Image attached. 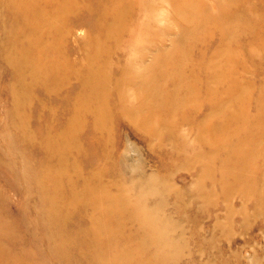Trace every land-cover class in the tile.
<instances>
[{
  "label": "rangeland",
  "instance_id": "1",
  "mask_svg": "<svg viewBox=\"0 0 264 264\" xmlns=\"http://www.w3.org/2000/svg\"><path fill=\"white\" fill-rule=\"evenodd\" d=\"M0 264H264V0H0Z\"/></svg>",
  "mask_w": 264,
  "mask_h": 264
},
{
  "label": "bare ground",
  "instance_id": "2",
  "mask_svg": "<svg viewBox=\"0 0 264 264\" xmlns=\"http://www.w3.org/2000/svg\"><path fill=\"white\" fill-rule=\"evenodd\" d=\"M132 170H133V169H132ZM151 182H152V183H151ZM153 182H154V179H153V178H149V179L145 180L144 183H143L144 185H147V184L150 185V189H148V191L150 192V194H148V195H150V196H156V195H157V193H156L157 191L154 190ZM141 197H143V200L147 199L146 196H145V194H141V193H139V194L137 195V199L135 200L134 204H135L136 202H138V201L140 200ZM82 205L85 206V204H82ZM134 206H135V205H134ZM160 206H161V205L155 206L153 209L157 210V208H161ZM144 218H145V217H144ZM157 219H158V214H157V212L154 211L153 221L155 222Z\"/></svg>",
  "mask_w": 264,
  "mask_h": 264
}]
</instances>
